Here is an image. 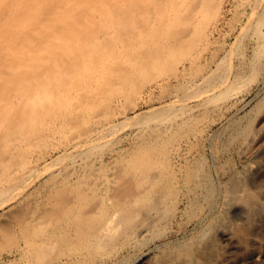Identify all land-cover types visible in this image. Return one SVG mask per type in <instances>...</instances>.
Returning <instances> with one entry per match:
<instances>
[{
  "label": "bare ground",
  "instance_id": "bare-ground-1",
  "mask_svg": "<svg viewBox=\"0 0 264 264\" xmlns=\"http://www.w3.org/2000/svg\"><path fill=\"white\" fill-rule=\"evenodd\" d=\"M225 2L0 0V184L12 176L20 180L31 175L46 150L57 146L71 159L67 172L60 169L62 177L71 173L77 181L86 182L89 176V182L93 179V183L87 182L92 196L83 188L75 196L65 193L67 196L62 194L58 199L54 195L56 199L50 198L55 201H43L28 220L19 217L22 239L15 247L19 264H116L125 258L121 256L116 263L112 260L120 248L135 249L141 243L142 248L149 238H159L165 232L176 215V209L173 213L169 209L179 198L177 191V198L172 192L179 187L176 169L175 173L171 170L173 174L169 172L178 162L173 164L172 160L194 158L193 153H182L181 143V147L177 143L199 113L223 104L203 103L197 106L199 113H193L188 97L183 96L180 105L136 123L135 152L114 146L120 125L126 120L115 122L113 107L117 100L139 95L148 82L159 83V76L176 69L180 60L177 51L190 45L206 24L203 14L220 11ZM253 10L257 12L255 22L251 21L255 34L264 39V0H259ZM232 81L223 76L215 87L200 86V92L212 94L216 86L229 87ZM105 151L113 159L110 166L104 163ZM166 159H172V165ZM256 173L260 175L252 179L254 189L232 175L230 183L224 184L230 185L225 186L228 199L223 201L225 206L236 205L234 202L242 198L238 218L242 223L252 222L250 238L258 241L261 235L264 239V171ZM204 180H192L191 184L188 180L189 185L185 181L187 186L183 183L182 187L190 191L185 187L188 192L184 189V195L191 192L188 197L192 195L190 200L196 208L205 202L214 208L215 186L208 182L207 187ZM221 217L216 218L219 238L212 235L206 243L201 241L211 230L207 225L211 218L205 223L207 227L197 229L201 232L195 237L197 242L194 240L199 246L196 253H184L179 244L166 246L147 264H251L252 257L232 260L241 242L232 221ZM189 240L184 241L186 244L176 241L186 246L191 245ZM218 242L223 252L214 255ZM257 264H264V254Z\"/></svg>",
  "mask_w": 264,
  "mask_h": 264
},
{
  "label": "rangeland",
  "instance_id": "rangeland-1",
  "mask_svg": "<svg viewBox=\"0 0 264 264\" xmlns=\"http://www.w3.org/2000/svg\"><path fill=\"white\" fill-rule=\"evenodd\" d=\"M225 1L223 7L218 11L219 13L210 10L203 14L202 19L206 24L201 28L202 32L200 31V35L198 34L190 45L187 47L184 46V48L181 47L177 51V56L180 60L176 69L168 70L169 72L159 76V83L155 81L148 82L139 95H135L134 97L130 96L128 99L122 98L117 100L115 102L117 105L113 107L115 109L114 113H112V115L114 114L113 118L115 122H125L124 120H126L125 124L120 125L121 128L117 134L119 138L116 137L117 139L114 140L116 144L114 146L120 149L123 148V150L124 148H131V150L133 148L132 151L135 152L134 133L136 132L134 131L138 128L136 123L145 121L151 116L164 113L180 105L183 96L188 97L187 101L190 105L192 104L193 113H199L197 106L200 104L207 103L213 106L214 103H222L223 105L221 104L222 106L220 105L221 108L218 107L219 109L215 108L202 114L199 113L197 121L190 126L188 125L187 128H190H186L187 130H183L184 137L182 135L183 132H181L180 137L183 138L180 139V142L177 141V144L179 145L181 143L182 146L179 145L181 147L180 151L187 154L193 153L194 158H192L195 160L191 159V157L188 158L191 160L186 158L185 160L182 158L180 161L171 159L173 164L175 161H178L177 164L175 162L176 165H172V161L169 160L170 158L166 159V161L164 160L166 163L169 161L172 165L170 167H173L169 168V172L174 169L173 171L175 173L176 169V176L174 175L176 180L177 176H179L178 179L181 177V180H183L182 177H185V181L189 178L188 180H191V184L195 180H204L202 179L204 177L207 181L206 186L208 187L210 182L211 184L213 183L212 185L215 187L213 188L211 185L209 187L214 189L216 195L217 193L221 195H215L216 200L214 199L213 206L215 209L205 202L201 208L197 206L199 208L197 210L193 204L194 201L192 200V202L190 200L192 195L188 197L191 192L188 195H184L187 194L184 193L185 190L187 191L186 188L190 191L189 187H186L189 185L187 184L189 181H186V185L183 180L184 182H182L186 186L184 185L182 187L183 183L180 182L181 180H175L177 182L176 186H179L178 190L180 189V191L176 187V190H172L173 194L177 191V197L179 198L176 197L177 194L175 193L177 199L175 198L176 202L171 205L174 208H168L169 212L172 209L177 210L174 211L175 213H173V210L171 211L174 215L176 214L170 222L171 224L168 223L165 226L166 230H164L165 232H163L161 237L158 236L159 238L154 237V239L151 237L148 240L145 238L150 236V234L144 236L145 238H143L148 241L146 243L143 241L145 244L143 243L142 248H140L142 243L138 245L139 248L136 246L135 249L120 248L112 260L116 263V260L119 258H125L120 259V261L118 260L116 264H147L155 253H161L159 252L161 250L160 248L167 246L166 249H168V247L170 248L177 244H179L177 246H180V250H183L184 253H188V251H191L190 253L192 254L196 253L198 250L196 247L198 248L199 246L196 243L197 240H195V237L197 238V235L199 237V233L201 232L200 230L197 231V229H200L201 226L204 227L207 224L206 222L210 218H213L207 224L211 228L210 232L208 231V234L201 241L206 243L212 238V235L219 238L220 230L216 228L218 226L216 220L218 218L220 219L221 215H224L226 219L232 221V223L231 221L227 222L233 225L232 227H234L236 236L239 237L241 242V246L233 252L232 260L234 262L246 257H252V263L257 264L258 259L260 260L264 254V239L262 235L260 237L263 240L261 238L258 241L251 239L250 231L254 229L253 227L251 230V220L249 221L251 224H247L246 222L242 223L244 221L241 222L238 218V214L240 213L238 211L240 208L238 203L242 201V198L241 200L238 199L240 202H234L233 200L236 205L232 203L231 205L233 206L229 205V207L225 206L228 198L226 196V199L224 196L227 195L228 191L224 184L227 181L230 183L231 177H237L236 175H238V179L241 178V181L243 180V184L247 188L251 186L254 189L252 183L257 178V175H260V173L257 174L256 172L260 171L262 173L264 171H261L264 168V39L257 37L254 29L255 24H253L257 14V12L256 14L253 12V8L259 0ZM261 27L264 33V25ZM223 76L233 79L232 84L230 83L231 86L221 89L216 86L212 94L210 93L211 95L206 92H200V86L205 84L213 87L215 83L220 82ZM58 147H55L54 150L52 147H49L46 150V156H44L46 158L43 157L40 160L31 175L23 177L20 180H15L12 176V179L10 177L9 181L0 184V264H19L15 255V247L22 239H20L21 233L20 235L18 234L20 232V229H18L19 217L26 220L33 216L31 214L32 210L35 213V210H38L37 206L40 205L42 207L44 205L42 203L43 201L45 204L46 202L50 204L52 200L56 199L54 195H57L58 199H60V195L62 198V194L63 198L67 196L65 193L68 195L70 193V195L73 194L75 196L76 192H78L77 190L82 188L85 191L88 190L87 194L90 191L92 192L90 185L87 183L91 176L87 178L86 182L85 180L81 182L75 180L74 174L72 175L70 172L71 175L67 174L63 177L60 175L62 171L67 172L69 165H71V159L67 155L64 156L63 147ZM61 151L62 153L60 154ZM105 152L103 155L105 159L104 163L110 166L113 159L110 158L108 151ZM196 156L200 157L197 158ZM169 163L166 164L167 167ZM179 165H182V168ZM177 166H179V169ZM251 166L252 168L249 170ZM107 167L104 166L105 169ZM254 167H256V170H254ZM48 170L52 172L55 170L53 172V174L55 173L54 176ZM50 175L52 176L51 178H49ZM198 177L202 178L199 179ZM205 180L204 182H206ZM92 181L93 179L90 182L93 183ZM179 183H181L182 188ZM244 185L241 187L243 190L245 189L243 188ZM91 192L90 195L92 196ZM183 195L184 197H181ZM51 196L54 199L50 198ZM89 199H92V197H89ZM178 199H181V202L179 201L178 203ZM223 199H226V202ZM93 200L95 201V199ZM243 200L245 201V199ZM191 203L195 206V209H192L194 206ZM205 204L207 207L204 206ZM191 206L193 207L191 208ZM73 207H78V204L76 207L73 205ZM219 215L220 217L217 218ZM201 218L203 219L202 221ZM213 220L216 225H214ZM189 234L191 235L190 237L188 236ZM192 236L194 239L191 238ZM186 239H191L189 241H191L190 244L192 246L189 244H187L188 246H184L178 243L182 242L183 244ZM187 242H184V244ZM213 250L214 255H220L223 252V248L219 245V242L214 245Z\"/></svg>",
  "mask_w": 264,
  "mask_h": 264
}]
</instances>
